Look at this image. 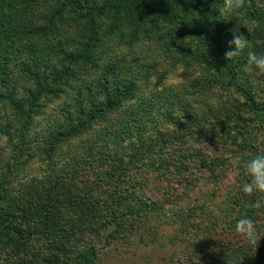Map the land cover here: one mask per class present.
Wrapping results in <instances>:
<instances>
[{"label":"trees","instance_id":"16d2710c","mask_svg":"<svg viewBox=\"0 0 264 264\" xmlns=\"http://www.w3.org/2000/svg\"><path fill=\"white\" fill-rule=\"evenodd\" d=\"M22 1L0 0V101L10 106L15 116V121L1 127V132L10 133V128H16L23 137L28 135L25 132L31 131L34 116L42 110L40 100L45 96L56 97L58 92H62L60 86L75 79L76 68L90 70L97 76L93 84L75 89L72 107L66 106L59 115L47 118L48 124L42 131L46 134L42 136L45 140L39 149L47 160L57 154L62 143L74 138L81 139L80 146L62 154L66 159V169L57 174L53 181L42 185V191L39 189L34 196L23 193L10 195L11 199L7 200L8 177L4 175L19 168L18 160L23 156V148H15L12 163L6 167L7 174L0 176V236L4 238V244L21 245L31 234H52L48 239L46 256L38 261L39 264H94L98 253L94 243L87 238L88 233L99 235L104 228L111 226L108 236L117 238L124 230L129 233L144 228L147 231L155 230L156 225L148 223L154 217L164 223L178 222L171 240L188 242L191 246L189 251L193 250L176 263L264 264V214L260 215V211L264 213V193L247 195L241 190L243 184L250 180L246 167H238L237 180L230 182L225 179L228 167L232 165L230 158L204 155L201 147H187L188 127L193 126L184 124L182 118H176L174 122L177 131H142L144 133L141 134L137 130L139 133L130 136L128 125L131 123L135 126L140 117L134 114L142 112L147 104L139 100L136 81L116 75L111 70L112 62L100 61L97 51L98 44L103 41L97 32L102 18L106 19L104 28H107V34L111 30L118 31V39L130 45L134 42L133 37H137L144 28L132 29L127 41L122 38V27L128 28L134 22L147 26L145 30H153L154 26H148L145 20L152 24L162 19L170 25L168 29L171 33L168 35L172 45L179 32L195 38L200 48L189 52L192 61L208 73H226L228 83L232 85L235 66L232 60L225 59L220 31L211 32V40H203L204 22L198 21L214 16L210 11L216 0H98L93 4L87 0H62L63 8H72L87 27L85 35L74 41L70 49H66L65 38L55 42L48 37L45 44L29 45L30 38L36 39L50 29L22 19L21 15L26 10L25 0ZM249 1L252 2L247 0V7L256 5ZM184 8L187 12H184ZM253 10L256 11H250V14L261 15L264 19V5ZM189 15L193 21L187 18ZM217 15L215 13V18ZM24 40H27L26 44L22 43ZM162 44H165V37ZM11 61L32 84L23 95H18L8 86ZM133 62L139 65L136 59L130 60L129 64ZM140 76H148V72L142 71ZM172 93L175 96L171 105L181 109L183 101L177 96L179 92ZM168 99L164 95L161 97L164 103ZM249 100V112L264 125V101L257 103L252 97ZM149 105L152 107V104ZM119 132H124L126 136L120 134L118 139ZM238 132L240 143L236 142V136L224 137V140L237 146L241 152L249 147L247 149L252 152L249 161L258 154H264V149L258 150L256 143L245 142L249 137L247 133ZM138 169L160 177L165 182L163 189L166 195L160 199L142 198L144 193L137 189L140 183L137 176L134 178L130 175V172ZM196 169L200 173H195ZM200 178L211 181L213 196L219 197L220 193H217L224 191L222 200L227 207L222 210V217L212 216L213 212L207 208V197L202 203L195 202ZM175 180L177 182L172 186ZM40 183L37 182L38 185ZM180 184H183V191L178 193ZM256 202L260 203L259 207L253 206ZM242 217L255 221L261 236L257 247L236 233V222ZM145 224L146 227H143ZM216 227L224 231L218 234L220 237L229 232L239 236V240L233 243L236 245H231L229 240L219 239ZM77 239L83 248L75 251L70 242H77ZM18 252L15 249L13 253Z\"/></svg>","mask_w":264,"mask_h":264},{"label":"rangeland","instance_id":"374dc122","mask_svg":"<svg viewBox=\"0 0 264 264\" xmlns=\"http://www.w3.org/2000/svg\"><path fill=\"white\" fill-rule=\"evenodd\" d=\"M24 2L26 10L22 13L21 18L40 27H45L46 30L50 29L47 34L36 39L30 38L29 45L45 44L48 37L53 38L55 42L65 38L63 41L66 44V49H70L71 44L80 40L87 32V27L78 17L77 12H74L72 8H63L62 0H25ZM87 2L93 4L98 0H87ZM252 2L256 4L254 7L251 5L247 7V0H243V7L240 10L231 14H223V0H216L215 6L210 11L214 13V16L198 20L200 23L204 22L203 40H211L212 33L216 30L220 31V40L223 42L222 51L225 53L235 50L234 47H230L234 32L249 40L250 48L245 49L239 56L232 59L235 66V79L232 85L228 83L229 77L226 73H208L202 66L192 61L189 52L200 48L195 38L179 32L172 45V39L168 35L171 33L168 29L170 25L162 19L156 20L152 24L145 20L148 26H154L153 30H145L147 26H139L134 22L131 26H127L128 28L122 27V38L127 41L132 29L144 28L145 32H143L144 30L139 31L137 37H133L134 42L131 45L128 42L125 43L123 39H118V31L111 30L107 34V28H104L106 19L100 20L101 27H98L97 31L103 40L98 44L97 49L100 53V61L112 62L111 70H114L116 75L135 80V86L139 89V100L147 104L139 114L133 113L140 117V120L137 119L135 126L131 123L128 125L130 136L139 133L137 130H140L141 134L154 131L164 133L170 130L177 131L174 122L176 118H182L184 124L193 126V128L188 127L190 131H187L188 135L186 136L187 147H201L200 150L204 155L216 154L228 157V160L230 158L232 165L231 168L228 167L229 170L225 178L230 182L237 180V170L246 167L252 152L247 149L249 147L243 148L245 152H241L237 146L226 142L224 137L236 136V142L240 143L241 136L238 135V131L245 132L249 136L246 143H256L259 145L258 150L264 149V125H261L257 116L249 112L248 109L251 97L257 103L264 101V74L258 71L246 74L242 70L249 50L255 51L257 55H264V19L261 15L250 14V11H256L253 9L264 5V0H252ZM178 3L182 2L178 1ZM180 4L179 6H181ZM184 12H187L185 8ZM215 13L218 14L216 18ZM187 18L193 21V17L190 15ZM249 28L253 29L251 33L248 31ZM162 32H164L163 36H161ZM164 37L165 44H162ZM22 43L26 44L27 40ZM133 59H136L143 67V72H148V76H140L141 66L135 65L134 62L129 64V61ZM9 65L8 86L18 92V95H23L26 92L25 89L32 84L12 61L9 62ZM90 72V70L76 68V77L74 80L68 81L69 87L67 85L60 86L62 92H58L56 97H43L40 100L42 110L36 113L33 118L34 125L30 132H25L28 135L24 137L22 132L17 131L16 128H10V133L1 132V127L15 121V116L13 109L0 101V176L4 173L7 174L6 167L8 163H12L15 148H23V156L18 160L20 167L4 175V177H8L7 195L4 193L7 200H10L11 196L23 193L34 196L42 185H46L50 180L53 181L57 174L66 169H64L66 159L62 154L70 153L76 149V146H80L81 139L74 138L62 143L56 157L47 160L39 149L42 141L45 140L42 136L46 133L42 131L48 124L49 119L47 118L59 115L65 111L66 106L72 107L75 89L93 84L97 75ZM238 86L239 88H237ZM240 89L244 92H241ZM172 91L179 92L177 96L183 101L181 109L171 105L172 98L175 96L173 93L170 94ZM163 95L169 98V101L164 103L161 100ZM149 104H152V107ZM120 134L125 135L124 132H119L118 139H120ZM194 172L200 173L197 169ZM130 175L134 178L137 176L136 179L140 182V189L139 187L137 189L144 193H142L144 195L142 198L148 196L152 199H160L166 195L163 189L165 182L160 177L142 169L132 171ZM219 176L221 179V172ZM124 179L126 180V177ZM37 182L41 183L38 185ZM176 182L177 180L172 181V186ZM210 182L208 179L200 178L199 187L195 191V202L202 203L207 197L209 201L207 208L213 212L212 216L222 217V210L227 207V204L222 200L224 191L217 193H220L219 197L213 196ZM177 189L178 193H181L183 184H180ZM191 202L194 203L193 200ZM262 214L264 213L260 211V215ZM160 220L153 217L148 222L156 225L155 230L147 231V228H144L145 230L139 229L133 233L124 230L123 234L117 238L108 236L112 229L111 226L104 228L99 235L88 233L87 238L94 243L98 253L94 264H179L176 263V260L182 259L186 254L193 253V250L189 251L191 246L188 242H173L171 240L178 222L164 223ZM259 221L262 220L259 219ZM147 224L143 227H146ZM218 228L216 227L215 231L217 237H220L218 234L224 231ZM51 236L52 234H48V236L31 234L21 245L19 243L11 245L8 242L5 245L4 238L0 236V264H39L38 261L46 256L48 239ZM239 238L229 232L228 235L222 234L219 239L229 240L231 245H236L233 243ZM80 243L81 241L78 239L77 242L71 240V248L75 251L82 249L83 244ZM15 249L19 250L18 254L13 253ZM262 253L264 254V252Z\"/></svg>","mask_w":264,"mask_h":264},{"label":"clouds","instance_id":"9594fccd","mask_svg":"<svg viewBox=\"0 0 264 264\" xmlns=\"http://www.w3.org/2000/svg\"><path fill=\"white\" fill-rule=\"evenodd\" d=\"M223 4V14H231L243 7V0H223ZM252 30V28L248 29L250 33ZM230 47H234L235 50H229L225 53V59L227 60H232L245 49H249L250 42L243 35L234 32ZM242 70L246 74L254 71L264 74V55H257L255 51L249 50ZM246 174L250 177V180L243 184L241 190L247 195H252L255 192L264 193V154H258L247 163ZM253 206L259 207L260 203L256 202ZM235 231L244 237L249 244L257 247L261 236L258 235V229L253 219L249 217L240 218L236 222Z\"/></svg>","mask_w":264,"mask_h":264}]
</instances>
